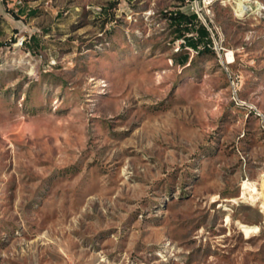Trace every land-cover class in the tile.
<instances>
[{
    "label": "rangeland",
    "instance_id": "374dc122",
    "mask_svg": "<svg viewBox=\"0 0 264 264\" xmlns=\"http://www.w3.org/2000/svg\"><path fill=\"white\" fill-rule=\"evenodd\" d=\"M175 12L211 52L176 51ZM246 182L264 0H0V264H264Z\"/></svg>",
    "mask_w": 264,
    "mask_h": 264
},
{
    "label": "trees",
    "instance_id": "16d2710c",
    "mask_svg": "<svg viewBox=\"0 0 264 264\" xmlns=\"http://www.w3.org/2000/svg\"><path fill=\"white\" fill-rule=\"evenodd\" d=\"M204 20L206 21V25L208 26V28H210V25L207 20ZM170 21L174 26L176 39L183 40V44L180 45L179 50H181V48H186L195 51L197 54L211 52V50L213 49V40L211 38V34L207 26H205L199 20L196 14L193 13L190 15H186L180 12H175L173 15H170ZM195 21H199L200 24L198 26H193V23ZM192 32L195 34L194 36ZM212 33L213 37L215 38V34L213 31ZM176 59L177 62L185 63L187 57L178 56Z\"/></svg>",
    "mask_w": 264,
    "mask_h": 264
},
{
    "label": "bare ground",
    "instance_id": "6f19581e",
    "mask_svg": "<svg viewBox=\"0 0 264 264\" xmlns=\"http://www.w3.org/2000/svg\"><path fill=\"white\" fill-rule=\"evenodd\" d=\"M239 5V4H238ZM245 9V8H244ZM248 10V9H247ZM179 48L177 47L176 48V51L178 50ZM242 197L243 199L247 200V202H252V203H255L256 201H258L259 199H255L254 196L255 195H261V200H262V203H261V210L260 212L262 214H264V185H262L261 187V192L258 191V189L255 187V186H252V185H249L247 182L243 184L242 186ZM249 193L250 194V197L247 198L245 197L246 194ZM258 197V196H257ZM215 198V197H214ZM237 198L235 197H230V198H227V199H224L223 202H226V203H235L237 202ZM249 204V203H248ZM251 205V204H250ZM229 221V218H226V222ZM241 229H242V232H244V234L247 236L249 233L251 232H257V228H249L245 225H241L240 226Z\"/></svg>",
    "mask_w": 264,
    "mask_h": 264
},
{
    "label": "built area",
    "instance_id": "2783aa9c",
    "mask_svg": "<svg viewBox=\"0 0 264 264\" xmlns=\"http://www.w3.org/2000/svg\"><path fill=\"white\" fill-rule=\"evenodd\" d=\"M198 18L205 26H207L206 23H205V20L202 17V15L198 14ZM207 28H208V26H207ZM208 30H209V32L211 34V38H212L213 42H215V39L213 37V33H212L211 29L208 28ZM22 43H23V41L21 40V41L17 42V45L22 46ZM177 44H178V48H180V45L183 44V42L179 41V42H177Z\"/></svg>",
    "mask_w": 264,
    "mask_h": 264
}]
</instances>
